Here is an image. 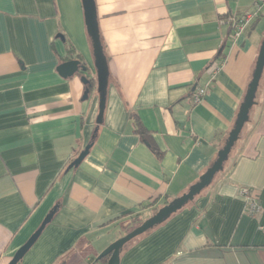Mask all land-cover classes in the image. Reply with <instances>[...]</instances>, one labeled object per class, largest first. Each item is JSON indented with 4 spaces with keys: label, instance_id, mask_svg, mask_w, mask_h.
Segmentation results:
<instances>
[{
    "label": "crops",
    "instance_id": "0c3cea01",
    "mask_svg": "<svg viewBox=\"0 0 264 264\" xmlns=\"http://www.w3.org/2000/svg\"><path fill=\"white\" fill-rule=\"evenodd\" d=\"M93 3L106 74L84 98L80 75L57 71L77 59L96 74L83 0H0V264L52 209L17 264H66L139 226L209 167L246 94L264 5L234 35L228 18L254 0ZM256 100L224 169L126 242L119 264H264V75ZM242 187L260 212L248 211Z\"/></svg>",
    "mask_w": 264,
    "mask_h": 264
},
{
    "label": "water",
    "instance_id": "95a60500",
    "mask_svg": "<svg viewBox=\"0 0 264 264\" xmlns=\"http://www.w3.org/2000/svg\"><path fill=\"white\" fill-rule=\"evenodd\" d=\"M88 0H86L87 2ZM88 4V2H87ZM93 8L87 10L85 8L86 14V26L87 32L91 35L93 39V47L96 55V76L98 79L97 85H94L93 76L89 77L88 67L82 64L77 59L67 60L60 65L57 66L58 73L63 76H72L73 74L80 75L81 81L85 85V91L83 97L86 98L89 94L90 90L95 86L97 90L100 89L101 85L104 82V76L106 74V66L104 65V60L101 56V48L98 43V35L96 33V26L94 22L93 16ZM264 70V36L260 45V49L256 58L254 70L252 72V76L250 82L248 84V88L244 99L239 107L236 119L234 124L229 131L224 144L218 150L216 158L209 165V167L200 175L199 179L194 182L186 192L182 193L180 196L173 198L171 201L167 202L165 205L160 207L155 214L144 220L139 226L135 227L125 235L119 237L112 243H110L107 247H105L91 262L90 264H98L101 258L108 255V259L105 264H119V254L123 247V245L131 240L132 238L146 232L147 230L153 228L154 226L163 222L166 218H168L171 214L175 213L177 210L181 209L186 203L194 198L195 195L200 193L202 189L208 186L215 175L220 172L223 168L224 162L227 160L228 155L234 145V143L239 138L240 132L245 126V124L249 120V115L252 107L256 104L255 98L257 89L259 86L260 79L262 77ZM90 79H92L90 81ZM89 145L84 148V151L75 159V165L78 164L84 155L87 153ZM53 209L49 212V214L44 218L41 225L30 235V237L14 252L11 260L8 264H17L19 260L23 257L26 251L33 245V243L38 238L40 232L42 231L45 223L50 219Z\"/></svg>",
    "mask_w": 264,
    "mask_h": 264
},
{
    "label": "built area",
    "instance_id": "2783aa9c",
    "mask_svg": "<svg viewBox=\"0 0 264 264\" xmlns=\"http://www.w3.org/2000/svg\"><path fill=\"white\" fill-rule=\"evenodd\" d=\"M264 5V0H254L255 8L252 11H245L239 15L231 16L228 18L232 28L233 34H240L246 26H248L257 16ZM218 71V66L214 65L211 68V76H214ZM206 89L205 87L199 88L193 95L192 101L193 103H197L200 101L202 96L204 95ZM240 193L245 198L247 203L248 211L253 214L261 211V206L258 202L257 193L248 187H242Z\"/></svg>",
    "mask_w": 264,
    "mask_h": 264
},
{
    "label": "trees",
    "instance_id": "16d2710c",
    "mask_svg": "<svg viewBox=\"0 0 264 264\" xmlns=\"http://www.w3.org/2000/svg\"><path fill=\"white\" fill-rule=\"evenodd\" d=\"M83 2H84V7L86 8V10H87V13H89V10L91 9V11H92V8H93V0H88L87 2H88V4H87V2H86V0H83ZM92 13H94V8H93V12ZM93 16H94V14H93ZM96 26V25H95ZM96 33H97V35H98V43H99V45H100V40H99V34H98V30H97V27H96ZM90 36V39H91V41H92V44L94 43L93 42V39H92V37H91V35H89ZM264 75V70H263V74H262V76ZM262 78V77H261ZM92 79H90V81H91ZM257 91H258V89H257ZM194 95V94H193ZM193 97V96H192ZM255 101H256V103H257V100H256V98H255ZM249 121V120H248ZM136 122V131L138 132V134L142 137V138H146L147 137V131L144 129V127L143 126H141L140 125V123L136 120L135 121ZM244 128V127H243ZM243 130V129H242ZM242 130H241V132H240V135H239V138L237 139V141L234 143V145H233V147H232V149L235 147V145L237 144V142H238V140L240 139V137H241V134H242ZM155 149V148H154ZM232 149H231V151H232ZM231 151H230V153H231ZM230 153H229V155H228V158H229V156H230ZM228 158H227V160H228ZM226 160V161H227ZM225 161V162H226ZM225 162H224V164H225ZM224 169V165H223V168H222V170ZM221 170V171H222ZM219 173V172H218ZM217 173V174H218ZM216 174V175H217ZM215 175V176H216ZM214 179V178H213ZM126 244V243H125ZM107 259H108V255L107 256H105V257H103V258H101L100 259V261H99V263L100 264H105L106 263V261H107Z\"/></svg>",
    "mask_w": 264,
    "mask_h": 264
},
{
    "label": "rangeland",
    "instance_id": "374dc122",
    "mask_svg": "<svg viewBox=\"0 0 264 264\" xmlns=\"http://www.w3.org/2000/svg\"><path fill=\"white\" fill-rule=\"evenodd\" d=\"M91 77H92V75H91ZM93 82H94V85H97V83H98V79H97V76H96V75L93 76ZM124 235H125V234H124ZM102 236H103V235L101 234L100 237L102 238ZM118 238H119V237H118ZM118 238H116V239H118ZM116 239H115V240H116ZM115 240H113V241H115ZM113 241H112V242H113ZM112 242H111V243H112ZM109 244H110V243H109ZM109 244H108V245H109ZM108 245H107V246H108ZM107 246H106V247H107ZM87 249H88L87 252H86V247H83L82 250H80V252H78L77 254H75V253H73V252L69 253L68 256H67V258H66V259H67V263H66V264H77L78 262H80L81 258H83V257L86 255V253L91 254V255H92L91 257H94V258H95V257H96V256H97V255H98V254H99L104 248H103L100 252H98V254H95V252L92 251L90 247H88ZM94 254H95V255H94Z\"/></svg>",
    "mask_w": 264,
    "mask_h": 264
},
{
    "label": "flooded vegetation",
    "instance_id": "af4514ba",
    "mask_svg": "<svg viewBox=\"0 0 264 264\" xmlns=\"http://www.w3.org/2000/svg\"><path fill=\"white\" fill-rule=\"evenodd\" d=\"M98 264H100L99 262H97Z\"/></svg>",
    "mask_w": 264,
    "mask_h": 264
}]
</instances>
